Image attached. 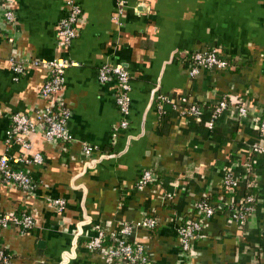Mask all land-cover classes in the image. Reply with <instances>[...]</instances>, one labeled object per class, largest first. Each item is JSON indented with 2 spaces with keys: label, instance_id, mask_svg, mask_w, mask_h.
<instances>
[{
  "label": "crops",
  "instance_id": "0c3cea01",
  "mask_svg": "<svg viewBox=\"0 0 264 264\" xmlns=\"http://www.w3.org/2000/svg\"><path fill=\"white\" fill-rule=\"evenodd\" d=\"M64 1L0 0V155L42 157L21 166L34 183L30 190L0 186V213H26L34 223L23 231L12 222L0 228L8 264H106L103 252L86 243L120 222L130 225V238L153 264H264V152L251 151L264 119V0H124L120 25L112 20L114 0H73L77 33L62 47L55 29ZM6 9L13 21H4ZM214 43L230 67L200 68L190 77L191 53ZM56 56L78 62L65 70L62 85L70 140L46 141L37 126L29 149L6 144L10 114L32 116L44 104L38 91L47 68L30 61ZM16 61L22 73L13 72ZM103 63H120L129 75L124 129L115 82L96 78ZM222 94L228 107L212 117ZM239 96L244 115L234 101ZM186 103L199 113H184ZM83 142L94 145L91 155L81 151ZM145 169L152 179L137 190ZM225 173L234 189L222 188ZM246 194L254 197L252 209L239 224L237 203ZM55 198L63 199L60 208ZM199 198L217 211L201 218L183 251L177 227L198 216L192 206ZM145 217L155 226L138 225Z\"/></svg>",
  "mask_w": 264,
  "mask_h": 264
},
{
  "label": "built area",
  "instance_id": "2783aa9c",
  "mask_svg": "<svg viewBox=\"0 0 264 264\" xmlns=\"http://www.w3.org/2000/svg\"><path fill=\"white\" fill-rule=\"evenodd\" d=\"M114 2L115 12L112 15V20L115 24L120 25L119 15L125 6V1L114 0ZM63 7L64 14L56 23L55 35L57 45L65 47L76 36L75 23L80 13V8L73 0H65ZM2 17L4 21L8 22L14 20V14L9 9L3 12ZM30 63H44V66L47 68V76L38 91L44 104L36 109L32 116L21 112L11 113L10 128L6 132L5 142L6 144L11 142L18 143L23 149H29L28 136L34 132L37 126L41 128L43 138L46 141H69L71 137L65 126L69 111L62 101V85L65 70L70 66H77L78 62L69 57L56 56L46 61L32 60ZM229 67L230 61L228 57L223 55L220 46L214 43L202 50L191 53L188 75L190 77L197 75L200 68L222 71ZM12 69L15 74L22 73L23 64L16 61ZM96 78L99 82H115L116 92L114 101L121 115L119 126L123 129L126 128L130 106L128 72L120 63H103L97 68ZM159 98L161 101H165L163 96ZM234 101L237 105L238 114L244 115L246 107L242 102V97H236ZM157 106L159 109V104ZM227 107L228 98L226 94H222L217 102L210 107L212 117L217 116ZM183 112L197 115L199 113L198 105L195 103H186ZM211 125L212 121L210 120L208 127ZM257 135V143L251 147V151L264 152V119L257 124ZM94 148L93 144L81 143V151L85 155H91ZM41 162L42 157L37 152L33 153L30 157H23L22 155L10 157L6 154L0 155V186L2 184L12 183L24 191L30 190L34 186V183L26 170L21 166L40 164ZM151 179V171L148 169L142 170L134 187L137 190H141ZM221 184L224 190L234 189L237 186L236 181L229 173L223 175ZM164 196L166 199L170 198L169 193H166ZM253 200V195L246 194L238 201L237 207L239 211L235 215V219L239 224L244 223L245 216L252 209ZM51 203L60 208L63 205V199L55 198L52 199ZM215 206L216 208L205 198H199L193 203L192 207L198 213V216L191 217L177 227L178 242L183 251L189 250L192 239L199 234L201 218H207L217 211L218 205L216 204ZM8 222L17 225L20 231L29 229L34 224L32 217L26 213H21L20 215L0 213V228ZM138 225L152 228L155 226V220L152 217H145ZM130 230V225L124 222L118 223L117 229L113 232L105 233L102 229H98L87 241L86 245L90 249L101 250L104 254L106 264H153L148 259L142 243L130 238ZM105 237L108 238V243H103ZM9 261V254L0 248V264H8Z\"/></svg>",
  "mask_w": 264,
  "mask_h": 264
},
{
  "label": "trees",
  "instance_id": "16d2710c",
  "mask_svg": "<svg viewBox=\"0 0 264 264\" xmlns=\"http://www.w3.org/2000/svg\"><path fill=\"white\" fill-rule=\"evenodd\" d=\"M161 115H163V114H161ZM215 208H216V206L215 205H213ZM109 242V240H108V238L107 237H105V239L103 240V243H108Z\"/></svg>",
  "mask_w": 264,
  "mask_h": 264
}]
</instances>
